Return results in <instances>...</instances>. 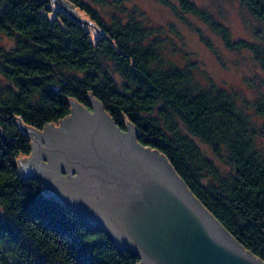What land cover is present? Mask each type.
I'll list each match as a JSON object with an SVG mask.
<instances>
[{"label": "trees", "instance_id": "obj_1", "mask_svg": "<svg viewBox=\"0 0 264 264\" xmlns=\"http://www.w3.org/2000/svg\"><path fill=\"white\" fill-rule=\"evenodd\" d=\"M67 1L109 38L54 0H0V32L12 39L0 44V264L138 261L118 251L104 231L44 196L37 178L21 179L17 170L14 158L29 154L30 139L13 115L39 130L68 113L64 94L87 104L86 90L124 129L122 109L136 141L162 153L202 206L264 261V153L254 141L264 132V94L253 102L263 117L256 129L235 92L213 82L201 85L187 64L164 57L155 28L133 16L110 12L106 18L86 0ZM176 1L180 10L201 16L226 47L251 51L264 71V41L231 39L192 0ZM239 1L264 23V0ZM189 135L206 143L228 170L222 172Z\"/></svg>", "mask_w": 264, "mask_h": 264}, {"label": "water", "instance_id": "obj_2", "mask_svg": "<svg viewBox=\"0 0 264 264\" xmlns=\"http://www.w3.org/2000/svg\"><path fill=\"white\" fill-rule=\"evenodd\" d=\"M54 1L102 32L72 3ZM64 95L68 113L39 130L12 114L30 139L29 154L14 158L21 179L37 178L44 196L104 231L135 264H264L202 206L162 153L136 141L122 109L124 129L88 90L87 104Z\"/></svg>", "mask_w": 264, "mask_h": 264}, {"label": "rangeland", "instance_id": "obj_3", "mask_svg": "<svg viewBox=\"0 0 264 264\" xmlns=\"http://www.w3.org/2000/svg\"><path fill=\"white\" fill-rule=\"evenodd\" d=\"M86 1L106 18L110 12L122 19L133 16L155 28L164 57L178 65L187 64L201 85L213 82L235 92L238 105L249 114L255 128H260L263 117L255 112L253 102L264 94V71L251 51L226 47L219 33L201 16L180 10L176 0H168L169 3L160 0ZM192 1L225 26L231 39L264 41V23L253 17L239 0ZM10 43L12 39L0 32V44ZM189 136L222 172L228 170V165L219 161L206 143ZM254 141L264 153V132L256 133Z\"/></svg>", "mask_w": 264, "mask_h": 264}, {"label": "flooded vegetation", "instance_id": "obj_4", "mask_svg": "<svg viewBox=\"0 0 264 264\" xmlns=\"http://www.w3.org/2000/svg\"><path fill=\"white\" fill-rule=\"evenodd\" d=\"M35 163L37 164V166H39V163L37 161H35Z\"/></svg>", "mask_w": 264, "mask_h": 264}]
</instances>
